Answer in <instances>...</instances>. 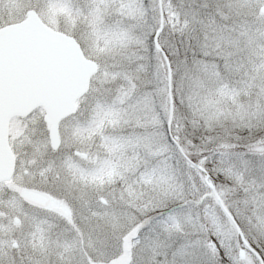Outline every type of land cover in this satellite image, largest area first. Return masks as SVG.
Returning a JSON list of instances; mask_svg holds the SVG:
<instances>
[{"label":"snow or ice","instance_id":"6c2138e0","mask_svg":"<svg viewBox=\"0 0 264 264\" xmlns=\"http://www.w3.org/2000/svg\"><path fill=\"white\" fill-rule=\"evenodd\" d=\"M0 264H264V0H0Z\"/></svg>","mask_w":264,"mask_h":264}]
</instances>
